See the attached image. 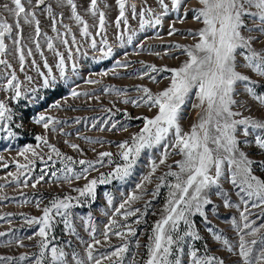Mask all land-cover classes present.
Instances as JSON below:
<instances>
[{
    "label": "snow or ice",
    "instance_id": "6c2138e0",
    "mask_svg": "<svg viewBox=\"0 0 264 264\" xmlns=\"http://www.w3.org/2000/svg\"><path fill=\"white\" fill-rule=\"evenodd\" d=\"M197 2L198 7H187L185 0H154V8L148 0H144L143 6L138 10L137 4L131 0H115L118 15L114 23L118 30L116 38L120 42V47H124L125 43L132 44L133 38L137 35L131 30L130 18L137 20L139 30L142 32L148 27L162 25L164 18L170 13L180 14L178 17L180 23L187 19L189 13L192 14V19L200 24L197 29L186 30L194 42L189 45L179 43L174 45L175 49L186 57L179 66L163 68H157L154 64L146 66L145 76L149 72L170 73V76L166 77L168 80L166 87L154 93L148 87L137 86L142 95L137 99L125 98L122 101L136 107L146 106L149 111L155 109V113L151 117H135L142 119L143 126L128 139L116 143L118 151L115 156L119 157V162L113 159L114 154L109 151L99 152L96 160L76 161L50 143L46 135H36L35 140L39 142L36 147L29 144L19 152L27 163H17V173H9L17 183L26 171L32 170L37 159L44 161V157L37 151L41 144L50 149L51 154L47 159L53 161V166L56 163L53 155L64 165L59 169L63 173L64 181L71 183L73 178L76 180L83 178L87 183L82 188L73 189L79 194L78 197L70 195L55 197L42 209L41 201H37L36 207L41 211V215L25 218L29 226L37 227L34 235L26 237L29 241L35 240L33 247L36 251L31 254L24 252L18 256L0 255V264H105V262L125 264V254L129 252L127 238L137 236V230L127 221L138 214L141 217L146 215V210L141 212L140 208L133 205L144 195L149 194L145 186L152 183L153 176L161 166H166L167 170L157 177L159 183L155 184L150 195L155 198L162 187H167L168 193L160 218L151 227V234L145 245L146 258H143V264H226L223 258L208 254L207 251L201 255L194 247H189L187 252L184 247L188 238L194 241L202 239L191 217L199 215L206 223H210L205 208L213 204L209 195L213 188L217 190L216 196L222 197L224 207H235L239 210L242 223L237 222L234 217L231 220L238 237L235 245L221 233L214 232L211 227L207 231L229 253L238 257L236 264H264V222L257 226L256 220L249 219L251 215H255L264 220V159L256 160L246 151V148L254 146L264 153V118L245 116L236 110L238 107H245L236 98L240 95L237 91L240 84L251 99L264 107V93L258 92L256 87L259 81L240 70L242 66L264 79V48L259 50L255 48L254 43L259 38L250 34L253 31L264 34V0H197ZM100 4L101 0H89L85 8V11L94 18V23L90 25L81 14L77 0H56L55 5L49 0L0 2V9H3V12H0V66L10 70L3 73L4 83L0 84V92L11 93L6 99H0V132L6 133L7 138L17 135L11 127L15 113L8 101L18 102L21 98H26L27 90L24 89L23 81L18 77L13 64L7 59L9 44L6 41L11 40L12 52L18 61L19 71L25 72L28 58L31 57V68L42 78L41 86L49 88L57 80L54 68L58 71L59 77L64 79L68 69L67 62L71 61V70L73 73L76 72L75 55L81 52L82 47L71 25L64 23V12L58 13L57 9L68 10V18L78 26L79 36L91 49L101 54V59L113 55V47L106 35L107 15ZM108 7L110 5L105 3L104 8ZM157 8L159 11H156ZM38 13L47 16L51 32L55 33V36L43 31ZM249 19L253 27L248 26ZM25 25L32 28L33 34L30 39L35 51L24 42ZM178 31L173 23L168 35H175ZM96 37H100L99 42ZM41 39L47 50L54 54L56 58L54 64H50L45 56ZM57 41L65 49L64 52L57 48ZM140 47L143 48L144 45L141 44ZM35 54H39L42 65L35 59ZM116 65L124 68L129 66L119 60L116 61ZM24 79L28 83L33 81V77L26 73ZM152 79L155 81L154 76ZM86 82L99 83L91 79ZM104 90L124 95L115 87ZM31 91L36 92L37 89L33 88ZM71 95L76 97L81 93L73 90ZM190 101L191 107L198 110L197 120L185 130L181 118L183 108ZM52 107H60L59 102ZM106 111L110 112L111 109ZM125 115L132 119L127 112ZM34 122L42 125L46 132H56L55 125L60 123L54 117L44 114L35 117ZM22 126L15 125L16 128ZM95 126L93 124V127ZM116 127L117 124L112 123L111 128ZM121 128L123 131L128 130L125 125ZM90 142L102 143L100 140ZM69 146L73 150H80L77 144ZM154 149H159V158L149 159L150 170L136 185L138 193H130L118 207H114L103 228V242L107 243L110 236H115L123 243L108 253L98 252L97 246L101 245L102 241L97 238V228L92 222L91 215L87 219L81 218L84 231L90 238L85 240L79 235L72 220L71 209L74 206L72 202L76 200L79 203V197H91L94 200L98 184H106L113 179L125 180L132 174L141 154ZM172 156L180 158L169 164L168 160ZM105 158L107 164L114 165L112 170L107 175L100 173L98 178L89 180L87 175L89 170H94L97 164L103 165ZM2 159L0 157V160ZM76 163L85 167L76 172L73 168ZM258 170H261L259 174ZM45 174L42 173L31 187L35 188L43 181ZM51 175L57 177V172L52 171ZM222 179L237 190L235 195L238 197V203L230 200L229 193L223 189ZM23 184L27 187L28 181L24 180ZM4 199L7 197L0 196V200ZM107 204L113 207L111 195L107 196ZM241 206L243 210H240ZM252 209H260V212L254 213ZM57 217L60 218L59 223L63 224L67 233L84 246L83 254L76 250L71 241L64 244L54 243L57 239L53 235ZM117 217H120V220ZM121 220L124 223H121ZM141 222L140 218L134 221L137 225ZM181 224L186 226L182 234ZM10 232L12 229H9V232H0V237ZM7 244L10 246L12 241L9 240ZM16 245L19 248L27 247L22 239H17ZM136 247H140L138 240ZM129 264H138L135 255Z\"/></svg>",
    "mask_w": 264,
    "mask_h": 264
},
{
    "label": "rangeland",
    "instance_id": "374dc122",
    "mask_svg": "<svg viewBox=\"0 0 264 264\" xmlns=\"http://www.w3.org/2000/svg\"><path fill=\"white\" fill-rule=\"evenodd\" d=\"M0 2H7V0H0ZM49 2L55 5L56 0H49ZM89 0H77L80 5V12L84 18L91 25L94 23V18L85 11ZM137 4L138 10L143 6L144 0H131ZM110 5L108 8H104V4ZM148 3L155 8L154 0H148ZM187 7H198L197 0H185ZM101 9L106 12L107 15V38L109 44L113 47V55L106 59L100 58V53L89 47L79 36L78 26L73 23L69 18L67 9H57V12H64V23L70 24L73 28V32L76 33L78 40L80 41L81 52L75 55V62L77 63V70L75 73L71 70V61L68 63L67 73L64 79L59 77L58 71L54 68V74L57 77L56 83L49 88H43L42 78L31 68V57L28 58V63L25 67V72L19 71L18 61L12 52L11 40L6 41L9 44V54L7 59L13 64V67L17 71V75L21 81H23V87L27 90L26 98H21L20 101H8L10 107H12L15 116L11 125L13 131L17 133L15 137L7 138V134L0 132V196L7 197V199L0 200V232H9L8 235L0 237V255H12L18 256L21 253L27 252L31 254L36 251L33 247L35 240L29 241L26 237L34 235L37 230L36 226H29L26 223V217L39 216L41 211L37 209L36 202L41 201V209L50 204V201L55 197H63L64 195H70L72 197H78L79 194L73 191L74 188H82L87 180L81 178L79 180L72 179L71 183L62 179L63 173L59 169L63 168L59 162V159L53 155V160L56 161L53 166V161L47 159L51 154L50 149L44 145H40L37 151L44 157V161L36 160L32 170L25 172V175L20 177V182L17 183L13 180V177L9 173H17V163H27L24 157L19 155V152L27 145L31 144L36 147L38 141L35 140L36 135H46L50 143L54 144L62 153L68 156H72L74 160H96L98 153L101 151H109L114 154L113 159L119 162V157L115 156L117 153L116 143L128 139L130 135L139 131L143 126L142 119H135V117L149 116L151 117L155 113V109L149 111L146 106L136 107L131 103L125 104L122 101L127 98L129 100L139 98L142 93L137 89V86L148 87L154 93L162 90L167 86L168 80L166 77L170 76L167 72L151 73L147 76L144 72L147 70V65H156L157 68L177 67L186 58L175 49L174 45L179 44H192L194 41L187 35L186 30L197 29L200 24L192 19V14L189 13L187 19L180 23L178 13H170L165 17L162 25L155 28L148 27L144 31H140L137 20L130 18L129 23L131 30L135 31L137 35L133 38L132 44L125 43L124 47H120V42L117 40L118 30L115 28V18L118 15V8L115 5V0H101ZM156 11H159L157 8ZM3 12V9H0ZM41 19V26L44 32L48 35L55 36V33L51 32L50 22L46 15L38 13ZM11 22V17H9ZM179 31L172 36L168 35L169 28L172 24ZM248 26L253 27L251 19L248 20ZM123 29V26H122ZM121 29V30H122ZM61 31L63 29L61 28ZM95 31V30H93ZM32 28L24 26L25 43L33 47L31 43ZM259 39L254 43V47L258 50L264 48V34L258 31L250 33ZM99 42L100 37H96ZM70 39V37H69ZM126 40V37H125ZM41 44L45 56L48 58L50 64L55 63V56L52 52L47 50L43 39ZM57 48L64 52L65 49L59 43L56 42ZM144 45L143 48L140 45ZM84 53H87L84 55ZM159 53V55H156ZM167 53V54H166ZM35 59L42 65L39 54H35ZM123 61L129 66L118 67L116 61ZM242 72H246L253 79L258 80L256 85L258 92L264 93V79L257 77L249 70L240 68ZM5 70L0 66V84L4 83L3 73ZM46 71V70H45ZM107 72V75L101 73ZM25 73L33 77L32 83H28L24 79ZM115 73V74H114ZM155 77L153 81L152 77ZM96 80L99 83H87V80ZM120 89L124 95H117L114 91L106 92L105 88ZM36 88V92H32L31 89ZM75 90L81 95L73 97L71 92ZM237 91L240 93L236 98L245 107H238L236 110L241 111L243 115H252L256 118H264V107L260 106L256 101L251 99L244 90L243 85L240 84L237 87ZM83 93H87L84 95ZM11 93L0 92V99H6ZM194 99V98H193ZM59 102L60 107H52L53 104ZM111 109V111H106ZM119 110V111H118ZM250 110V111H249ZM127 112L129 116L125 115ZM198 110L191 107V101L183 108V114L181 118V124L185 130H188L192 123L197 120ZM44 114L46 116L54 117L60 121L56 124V132L45 131L42 125H38L34 122V118ZM79 121V123H77ZM106 121V123H105ZM112 123H116L115 129L111 128ZM16 124H22L21 128H16ZM93 124L96 126L93 127ZM127 126V131H123L121 126ZM51 127V126H50ZM85 137L89 139H85ZM251 140L252 138L249 137ZM100 140L102 143H93L90 141ZM67 141L68 143H65ZM77 144L80 150H73L69 145ZM252 157L256 160L264 159V153H261L258 149L253 147L246 148ZM159 158V149L151 151H145L141 154L137 165L134 167L132 174L125 180H110L106 184H98L95 191V199L91 197H79V203L74 200L72 212V220L75 227L81 237L85 240H89L88 233L84 231L83 219H87L89 215L92 217V222L97 228V238L102 241L101 245H98V252L108 253L116 246H120L123 241L115 236H110L109 242H103V228L108 222L109 217L112 215L114 207H118L119 204L127 198L130 193L137 192L136 185L141 182L142 177L146 175L150 170L149 159ZM179 156H172L169 158L168 163L171 164L173 160L179 159ZM46 161V163H45ZM4 165H7L5 167ZM85 167L76 163L73 168L76 172H80ZM114 165L107 164V158L103 165H95V169H90L88 179L98 178L100 173L107 175ZM167 170L166 166H161L156 174L152 178V183L147 184L146 190L149 194L144 195L139 201H136L133 207H138L141 212H145L143 217L140 214L137 217H130L127 223L131 224L137 230V236L128 237L129 252L125 254V264H129L133 255L138 264H143V258H146L145 245L148 243V236L151 234V227L156 220L160 218V212L163 208L168 193L167 187L160 189L159 195L153 198L150 193L154 190L155 184L159 183L157 177L162 175ZM52 171L57 172V177L51 175ZM261 170L257 171V174ZM45 174V178L35 188L31 187L32 183L42 174ZM72 175V174H69ZM28 181V186L25 187L23 181ZM224 191L229 193V198L232 202L238 203V197L235 195L237 191L227 181H221ZM216 189L210 190L209 195L213 200L212 205H208L205 208L206 215L210 223H206L203 217L199 215L191 217L194 221L196 228L199 231L202 239L194 241L188 238L185 242V252L189 247H194L199 250V253L203 255L206 251L208 254L216 255L223 258L226 264H236L238 257L235 254L229 253L226 248L218 241H216L212 234L207 229L211 227L214 232H219L224 235L233 245L237 243L238 237L236 229L232 227L231 220L234 217L237 222L242 223L239 218V210L235 207L226 208L222 204V197L216 196ZM111 195L113 198V207H109L107 204V196ZM146 202L147 206H146ZM243 210V206L241 209ZM252 212L259 213L260 209H252ZM11 213V215H8ZM140 218L142 222L137 225L134 221ZM120 220V217H117ZM250 220H256L257 226L264 222L255 215L249 217ZM57 223L53 232V235L57 238L54 243L64 244L66 241H71L77 251L83 254L84 246L79 244L74 237L70 236L64 229L63 224L59 223L60 218H56ZM121 223L124 221L121 220ZM183 230H186V226L181 224V234ZM17 239H22L25 248H19L16 245ZM11 240L12 244L8 246L7 242ZM139 241L140 247H136V241ZM107 264V262H105Z\"/></svg>",
    "mask_w": 264,
    "mask_h": 264
}]
</instances>
